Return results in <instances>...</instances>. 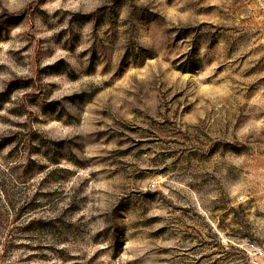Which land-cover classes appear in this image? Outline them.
Masks as SVG:
<instances>
[{"label":"rangeland","instance_id":"374dc122","mask_svg":"<svg viewBox=\"0 0 264 264\" xmlns=\"http://www.w3.org/2000/svg\"><path fill=\"white\" fill-rule=\"evenodd\" d=\"M264 0H0V264H264Z\"/></svg>","mask_w":264,"mask_h":264},{"label":"built area","instance_id":"2783aa9c","mask_svg":"<svg viewBox=\"0 0 264 264\" xmlns=\"http://www.w3.org/2000/svg\"><path fill=\"white\" fill-rule=\"evenodd\" d=\"M263 250L259 249V250H255V256L256 257H261L263 255Z\"/></svg>","mask_w":264,"mask_h":264}]
</instances>
